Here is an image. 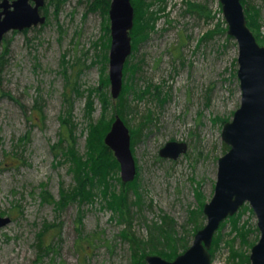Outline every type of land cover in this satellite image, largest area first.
I'll use <instances>...</instances> for the list:
<instances>
[{
	"label": "rangeland",
	"instance_id": "374dc122",
	"mask_svg": "<svg viewBox=\"0 0 264 264\" xmlns=\"http://www.w3.org/2000/svg\"><path fill=\"white\" fill-rule=\"evenodd\" d=\"M144 1L134 0L132 52L116 98L109 17L105 28L86 0H45L42 24L0 42V215L10 217L0 227V264H147L142 256L181 251L205 225L201 203L228 149L221 129L240 104L237 42L218 0ZM243 6L264 44V0ZM116 115L135 133L137 178L122 183L117 162L107 191L95 185L89 198H70L80 183L90 191L74 164ZM168 141L186 150L161 157ZM233 215L214 232L210 264H250L257 218L248 203Z\"/></svg>",
	"mask_w": 264,
	"mask_h": 264
},
{
	"label": "water",
	"instance_id": "95a60500",
	"mask_svg": "<svg viewBox=\"0 0 264 264\" xmlns=\"http://www.w3.org/2000/svg\"><path fill=\"white\" fill-rule=\"evenodd\" d=\"M227 24V34L237 42L236 75L241 90L240 104L232 118L223 123L221 138L228 146L218 158L213 195L202 211L206 223L199 228L191 244L169 260L148 254L147 264H210V247L220 222L248 203L257 218L258 240L251 246L250 264H264V44H260L247 25L241 0H218ZM45 0H1L0 42L11 30L42 24ZM110 46L108 76L113 98L119 96L123 67L132 51L130 30L134 8L131 0H111L108 8ZM104 144L119 163L122 183L134 179L136 163L131 150L128 126L116 115L104 136ZM185 142L168 141L160 149L161 157L176 159L186 150ZM10 222L0 215V227Z\"/></svg>",
	"mask_w": 264,
	"mask_h": 264
},
{
	"label": "trees",
	"instance_id": "16d2710c",
	"mask_svg": "<svg viewBox=\"0 0 264 264\" xmlns=\"http://www.w3.org/2000/svg\"><path fill=\"white\" fill-rule=\"evenodd\" d=\"M86 1H87L88 5L90 6L89 8H91V9H100L101 10V12L104 15L105 22L107 24V25H105V28H108V23H107L108 22V17H107V14H108V8H109L111 0H86ZM141 1L142 2L141 3L139 2V3L143 4V6L149 5L144 0H141ZM159 1H163V0H159ZM241 2L243 4V0H241ZM131 3H132L133 8H134V15L136 13V15H135V18H136L137 15H138V13H137L138 10L136 8V4H135L134 0H131ZM164 8H165V5L163 3V6L161 8H159L158 11L160 12L162 10H165ZM189 11H195L199 15H202V13H203L202 8H200V7L196 6V5H193V4H190ZM146 12L147 11H145L144 13H146ZM244 12H245V15H246L245 8H244ZM246 19H247V25L252 30V27H251L252 25H251V22L248 20L247 15H246ZM151 27L153 28V26H151ZM226 28H227V26H226ZM133 30H134V28H133ZM133 30H130V34H132ZM253 34L255 35L256 40L260 43L257 35L254 32H253ZM260 44H262V43H260ZM1 65H2V63L0 61V66ZM132 68L133 67L131 66L129 69H132ZM126 70H127L126 69V65L124 64L123 75L126 73ZM109 128H110V126H109ZM105 134H104V136H105ZM133 135H135V133ZM133 135L131 137V147H132L133 140H134V143H135V139H134ZM91 138H92V136L90 137V139ZM103 138L104 137L102 136L101 138L97 139L96 144L94 142L90 143V145H88V151H87V154L85 156V159L84 160H80L81 158L79 157L78 158L79 160L77 161V164L76 165L74 164V167L76 168V170H74V171H76L77 177L81 178V180L88 181V186H89V190L90 191H88L86 189V187H84V184L80 183L79 187H80V185H82L80 192H77L75 190L73 193L70 194V198L74 197L75 193H77L76 195L79 197V199L84 198V197L86 198V196H88V198H89L90 195L93 194L92 189L95 188V185L97 186V188H98V186H102L104 190H106V191L108 190V188H109L108 178L110 177L109 176L110 171L114 170V168H117L118 164H117V161H116L112 151L104 144ZM225 147L228 148L227 145H225ZM70 155H71V157L73 159L75 158V156H74L75 154L73 155L72 152H71ZM81 172L84 173V175H81ZM137 176H138V174H136L135 178L132 181H129L127 183L128 184L133 183L134 180L137 178ZM122 187H123V185H122ZM118 201H119V196H115L114 195L112 204H114V203L118 204ZM203 205L201 203L202 207H203ZM201 210H202V208H201ZM229 219H232V222H234V223L236 221L235 215H232L231 217H229ZM198 229H199V227H196L195 230H193V233L196 232ZM164 234H165V237H166L165 241L168 244L167 246L171 247L172 245H171V243L169 241L170 240L169 239V234L167 233V231H165ZM243 240L245 241V238H243ZM212 243L213 244L215 243L213 239H212V242H211V246H212ZM46 247L48 248V245ZM181 248H182L181 251H178V252L175 251L174 247H172L171 250H168V251L162 250V251H159L160 253L158 255H160V256H162V257H164L166 259L171 260V259L175 258V256H177L179 253L183 252L187 248V245L183 244L181 246ZM80 250H82V248ZM83 251L86 252V249L84 248ZM210 254H212V248H210ZM142 258H145V257L142 256ZM246 261H247L246 263H249V259L248 258L246 259Z\"/></svg>",
	"mask_w": 264,
	"mask_h": 264
},
{
	"label": "bare ground",
	"instance_id": "6f19581e",
	"mask_svg": "<svg viewBox=\"0 0 264 264\" xmlns=\"http://www.w3.org/2000/svg\"><path fill=\"white\" fill-rule=\"evenodd\" d=\"M197 5V4H196ZM204 6V5H203ZM57 8V7H56ZM58 9V8H57ZM199 9V8H198ZM207 10V9H206ZM55 13V12H54Z\"/></svg>",
	"mask_w": 264,
	"mask_h": 264
}]
</instances>
